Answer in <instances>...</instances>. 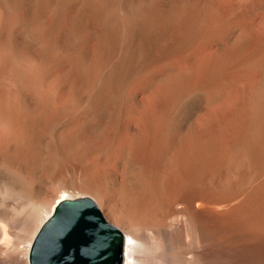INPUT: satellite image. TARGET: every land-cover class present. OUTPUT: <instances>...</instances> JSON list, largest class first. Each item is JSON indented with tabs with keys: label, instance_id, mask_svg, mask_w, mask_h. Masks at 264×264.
<instances>
[{
	"label": "bare ground",
	"instance_id": "bare-ground-1",
	"mask_svg": "<svg viewBox=\"0 0 264 264\" xmlns=\"http://www.w3.org/2000/svg\"><path fill=\"white\" fill-rule=\"evenodd\" d=\"M154 1L15 0L12 4L13 10L7 5V8L10 7L9 10L11 11L16 9L15 14L19 11L18 13L24 16L21 19L20 26H18L21 30L19 34H22V31L23 33L26 32L27 26L32 24L33 31L30 36L37 46L36 49L33 48L31 50L33 52H30L24 46L25 44L22 45L20 43L14 47L13 42L7 41V36V39L2 37L4 40H0V74L2 73L3 75L6 66L8 67L7 61L9 58L4 60L7 55H12L16 62L21 61L20 59L24 57L26 59L28 55L30 57L27 56V59L31 58L32 61H30L38 66L37 63L45 65L49 62L52 64L54 60L50 62V58H53L54 54L59 55L58 58L61 59L60 56L69 50L74 52L80 48H83V51L90 50L92 53L91 59L88 57L89 60L86 61V65L84 64L87 72L84 74L85 79H87L85 81L91 83L92 76L97 73L96 71L98 73L92 85L85 84L84 79L82 80L83 82L79 81L77 83V80L72 78L73 76H67L68 73L65 74L63 70L59 69L61 63L59 59H57L58 61L55 59V62L57 61L59 65L57 62H53V64H57L59 70L57 73L56 71L53 72L54 70H51L50 72L52 73L50 74L48 72V78H46L48 81L44 78L46 75L42 73L46 71L41 72L42 69L40 70V67L44 69L46 65H51L49 63L45 66L42 64L40 67L38 66L40 73H42L39 80L38 77L36 78V75H39V71H37L38 69L35 70V66L34 70L32 66L30 71H21L17 70L18 65L21 63L18 62L15 68L16 73L12 72L14 77L10 78H13L12 81L15 79L13 81L15 89L13 90L14 93H12L14 94L13 97L16 98L11 102L14 104L16 101V105L11 106L7 112L6 106L8 103L4 102L5 99L3 102L7 103L6 106H3V102H0V240L2 242H0V264H28L27 255L30 244L40 224L48 217L58 201L65 198H75L77 195L90 196L89 198L99 211L102 210L100 207H103L106 210V215H103L104 213L101 211L100 213L107 222L110 221L109 219L112 216L119 229L116 228L123 235L122 264H264V169L260 170L259 168L263 164L264 159L258 152L261 149L264 151V148L260 147L264 144V136L261 134L264 131L261 130L264 127H262L264 125L262 108H260L259 112L257 111L262 118L259 120L263 121L262 125H259L261 129L253 128L254 132L251 130L253 133H250V135H247L248 132L244 131V127L248 124L247 122L245 123V119L249 121L247 116L253 118L258 114L251 115L252 109L254 110V108L257 109L258 107L257 110H259V106L264 105V0H168L173 3V6L172 4L170 5L173 7L172 9L169 8L168 1L165 2L168 7H164L168 8L167 10H171L170 12L174 18L166 13L168 11H165L164 7V13L162 12L163 9L159 7L160 13L162 12L164 15L166 13L171 20L168 21L170 25L168 23L164 24L167 26H164L166 29L165 32L163 31L162 39L160 38L161 40L158 41L159 44L151 41L153 45L154 43L157 44L155 47L152 46L155 49H144L143 47H146L147 44L142 47L143 43L148 40L150 42V39L144 40L142 45L139 46L142 50V52L139 50L142 53L141 56H146L144 63H142L144 65H147L148 61V66L150 61H155L152 64L158 62L162 65L168 61L166 59L168 56L169 59L171 54V56H175V58H173L174 56L172 57L174 60L171 58L174 62L166 70L174 74L176 82L174 84L168 82L169 84L166 85V81L161 90L159 89L160 92H163V98L158 96L162 98L160 99L161 102L159 101L156 104L160 111H157V108L155 113L141 112L143 109L140 108L142 109L140 111L139 105H141L140 99L142 97L133 98V105L130 103V99L127 98V101H130L127 103L131 104L133 109L130 105L131 110L128 107L129 112L126 110V113L122 116L118 114L117 117L116 115L109 127V129H119L116 142L117 154L113 156L115 158H112L113 160L110 163L102 164L99 168L100 171L95 176L91 175L86 166L74 162L73 165L68 161L70 159H68L67 155L74 157L75 154L78 155L84 149L82 148L78 152L81 148L78 150L79 145L76 146V139L78 138L76 136L90 132V120L95 118L98 112H101L105 100L112 96L111 93L122 91L117 90V88H120V86L118 87L119 80H121L119 76L125 67L128 68L127 66L134 55L132 53H134L136 48H139L138 45L134 47L136 44L134 45V42H132L131 32H129L133 26L132 24H134L133 22L136 20L138 24L142 22L143 27L147 23L149 27H152L149 28L146 25L150 31L154 28L158 29L157 26H161L162 21H165L164 18H167L165 16L162 21L158 22L164 15L162 13V15L159 14V11H155L158 10L156 6L158 2L155 5L156 9L152 8ZM0 4L5 13L4 19H6H3L2 30H4V21L11 22V19H15L11 18V16L15 17V14L13 12L7 18V8L3 2ZM78 4L80 8H78ZM87 17L91 18L90 21H93L94 26H90V23L88 24L89 20L87 21ZM155 19H158L159 25L154 22ZM15 20H17V17ZM18 22L16 21V23ZM153 22L156 27H154L155 25H150ZM10 28L12 29L13 27ZM146 31L147 29L144 32ZM85 35L92 36L97 43L91 44L89 42V44L87 42L85 44L84 41L86 39L83 40ZM126 35H129L128 40L124 38ZM83 51L81 52L83 53ZM3 55H5L4 63L2 62ZM70 55H74V53ZM76 56H71L72 60L73 58L76 59ZM24 61L27 62V60ZM30 61L28 60L29 64L31 63ZM26 62L24 63L28 64ZM168 65L170 64L168 63ZM10 67L7 75L10 74ZM54 73L55 75H53ZM5 77L2 78L5 79ZM35 80H37L38 87L45 86L39 90L43 95L40 93L37 99V102L39 100L38 104L40 103V109L36 108L38 104L34 108L33 104L27 101L29 99L28 95L31 93L30 97L31 95L33 97L34 94L32 93H35L32 89V87H35L33 84ZM38 81L40 83L46 81V85H39ZM218 82L221 83V87L222 84L224 88L225 85L227 86V89H224V99L222 98L224 112L222 111L221 115L219 114L220 112L217 115L212 112L207 113V111L197 114L196 111L198 110L197 108L195 109L197 102L194 104L195 102L190 101L192 95L197 92L194 87L196 84L200 87L206 85L208 90L209 87L213 88H210L209 91H211L215 90L214 85L218 84ZM122 83L124 85V82ZM141 84L139 88L142 89L141 86L143 85ZM148 86L145 87L146 92ZM202 88L204 89V87ZM111 89L112 92L110 91ZM204 90L201 92L203 93ZM36 93L38 92L36 91ZM203 95L205 99L206 97L208 98V93L207 96L206 92ZM211 95L215 96L212 91ZM218 95L220 94L218 93ZM218 95L216 94V97ZM26 96H28V99ZM148 96L151 95L149 94ZM220 96H223V94ZM196 97L202 100L200 96L196 95ZM112 98L110 99L112 100ZM181 98L182 105L179 104ZM34 99L36 98L34 97ZM114 100L118 101V98ZM206 100L204 101L203 98L205 104L209 101ZM210 100H212V97ZM148 102L150 104V101L145 103L148 104ZM177 104L181 105L178 113L175 111L178 108ZM205 104H202V108L208 106ZM249 104L251 107L246 110ZM46 106L52 107L53 109L51 110L55 112L51 113V110L48 109L49 107L46 108ZM66 109L69 112L71 111V113ZM47 110L50 112H46ZM65 111L69 115L65 114ZM215 112L217 113L218 110L216 109ZM260 112H263V115ZM223 113L224 115H222ZM249 113L250 115H248ZM57 114L60 116L65 114V117H63L66 118V121L63 118L62 121H65L67 125L78 116V119L81 120L73 121L74 123L68 126L70 130L60 125L59 121L57 125L56 120V123L53 124L57 126L53 128L52 120ZM218 117H220V120H223L221 118L228 120L227 127L229 126V130L227 132L223 133L222 128L220 130L222 126L220 124L224 121L220 123ZM227 120H225L226 123ZM49 122L53 129H47ZM258 122L260 124V121ZM91 124L93 125L92 122ZM216 124L217 130L214 128ZM252 124H255V122ZM219 125L220 127L218 128ZM46 130H49V132L51 130V133L46 134L48 132ZM182 132L189 133V136L184 138L182 135V137L180 136L181 139L189 140L186 141L187 143L184 142V144H187L186 146L183 143L182 145L179 144L180 147L177 146L179 149L183 146V150L181 149V157L179 159L177 158L179 153L175 154L174 162L170 165L169 175L167 173L166 189L163 187L164 183L162 184L163 186L157 183V193L159 194L158 191L164 189L163 192L167 195V201L160 205L161 202L159 204L161 207L156 206L159 203V201H156L154 205L158 207V210L157 208L156 210H151V202L158 197L155 192L154 196L157 195L156 198L152 196V192L157 185L151 190L150 187L152 186L148 182L152 176L149 177V180H145L140 174V176H137L135 173H131L134 176H129L130 166L132 167V164L136 163L137 160L138 163L142 161L146 166L143 170H148L143 172H146V174H148L147 172L150 174L158 172L157 175L159 176L155 174V177L159 178V171L162 170V167L158 170L159 164L157 165V161L163 155L161 154L163 149H166L169 145L165 146L162 135L166 134L167 138L169 137L167 140L170 141L171 139L173 141ZM47 135L50 141L47 144L51 145L52 150L45 152L44 163L39 165L38 170L34 167L33 154L36 148H40V146L37 147V142L47 138ZM87 136L88 134L86 138L89 139ZM94 137L91 136L92 139ZM83 138L85 139L84 136ZM261 138L263 139L262 144L260 142ZM80 139L78 141H81ZM84 139L83 141H85ZM215 140L218 141L217 145L214 144ZM175 142L172 144L177 145V137ZM257 142H260L259 146ZM40 143L42 144L43 142ZM44 143L46 144V142ZM84 143L81 144L84 145ZM258 147L260 150H256ZM165 152L166 150L163 151V153ZM177 152H180V150ZM83 153L87 154L84 151ZM53 154L54 157L52 156ZM82 154L78 156H83ZM263 154L261 152V155ZM65 158L70 165L66 164ZM53 159H55L58 166V168L55 167L58 169L56 182L58 187H60V191H58V194H54L56 196L53 195L54 198L53 196L51 197L53 198L51 202L50 200L45 202L41 200L40 196L47 182H49L45 174L49 172H44V169L46 165L48 167L49 164L53 163L51 162ZM74 159L73 161H75ZM162 161H160L161 164ZM114 166L117 168L122 166L120 176L123 168L126 180H132L130 177L135 178V187L133 186L134 188H132L134 197H130V202L133 199L131 208L128 211L126 210L128 213L123 210V216L121 214V216H113L112 210L110 211L114 197L119 193L114 194V196L111 194L110 189V192L106 190L107 185L111 186L112 191L119 185V182L118 185L113 184L118 176V169ZM224 167H230L234 172L231 173L234 175L230 176L231 178L228 180L220 177V174L227 170ZM260 167L264 166L261 165ZM129 168L130 170H128ZM220 168L223 169H221L222 172H219ZM256 168L260 170L259 173ZM230 169L228 168L229 172L231 171ZM216 172L218 173L217 175L211 176L213 173L216 174ZM240 172L245 178L240 175ZM254 172L255 174L258 173L256 174L258 176L254 174V177H250V173ZM174 173L175 175L181 174L183 179L181 176L179 178L174 177V181L176 179L179 181L169 185L168 181L171 183L170 177L172 178ZM54 174L53 177H56ZM146 174H142V176H147ZM47 175L50 178V173ZM121 177L118 178V181H120ZM240 180L242 183L244 182V185L239 183ZM114 186L115 188L112 189ZM120 186L122 185L120 184ZM123 186L125 185L123 184ZM159 186H161L160 188L163 187V189H159ZM58 187L56 186V188ZM68 188L77 191L68 192ZM125 188L127 189L128 187ZM128 190V192L131 191L132 193L131 189L128 188ZM107 191L111 194V196L109 195L110 198H114L113 200L110 199L112 202L109 206L107 204L110 200H106L108 197L106 196ZM22 200L26 201L25 208H19V203L20 206L23 204L21 203L23 202ZM124 211L127 214H124ZM20 232H22L23 236Z\"/></svg>",
	"mask_w": 264,
	"mask_h": 264
},
{
	"label": "rangeland",
	"instance_id": "rangeland-1",
	"mask_svg": "<svg viewBox=\"0 0 264 264\" xmlns=\"http://www.w3.org/2000/svg\"><path fill=\"white\" fill-rule=\"evenodd\" d=\"M15 0H0V3L1 2H3V4L6 6V8H7V5L8 6H10L11 7V10H13L12 9V7H13V2H14ZM168 0H155L154 1V3H153V6H152V8H155L156 9V7H155V5H156V3H157V7H158V10H155V11H159V14H161L162 12L164 13L165 11H168V12H170L171 10H167L168 8H165V7H168L169 6V8L170 9H172L173 7V3L171 2V1H168ZM165 2H167V4H168V6H166L167 4L165 3ZM11 3V4H10ZM10 4V5H9ZM172 4V6H170ZM12 5V6H11ZM79 5V4H78ZM162 5V6H161ZM0 6H2L1 4H0ZM165 6V7H164ZM10 7L9 8H7V12H6V16H7V18H8V16L10 15H12L13 14V12H14V14H15V10L14 11H11V10H9L10 9ZM159 7L161 8V9H163V7H164V9H165V11H164V9H163V11L160 13V9H159ZM3 8V7H2ZM2 8L0 7V36H1V38H0V40L2 41V40H4L5 38L7 39V37H8V39H7V41L9 40V42H13V44H14V47L17 45V44H20V43H22V45H24L27 49H29L30 50V52H33V51H31L33 48H35L36 49V46H37V44L32 40V38H31V36H30V34H31V32L33 31L32 29V24H29L28 26H27V28H26V32H24L23 33V31L21 32L22 34H19V31H21L20 30V27L18 28V26H20V23H21V19H23L24 18V16L21 14V13H18L17 12V14H19V15H17V14H15V17L14 16H11V18L13 17V18H15L16 19V17H17V20H15V19H9L11 22H8V21H4V26H5V29L4 30H2V27H3V19L5 18V13H4V11L2 10ZM78 8H80V5H79V7ZM3 11V12H2ZM168 12H166L167 14H170V17L171 16H173V14H171V12L170 13H168ZM162 13V14H163ZM166 13H165V15L164 16H162L160 19H159V21L158 22H160V21H162V18H164L165 16L167 17L168 15H166ZM173 13V12H172ZM4 14V15H3ZM8 14V15H7ZM22 16H21V15ZM161 14V15H162ZM17 15V16H16ZM3 16V17H2ZM20 16H21V18H20ZM169 17V16H168ZM167 17V18H168ZM19 18V19H18ZM88 18V17H87ZM167 18H164V20L166 21H162V24H163V26H162V24H161V26L159 25V23L157 22V20L158 19H155L154 20V22H157V25H159V26H157L158 27V29L157 28H154V29H151L150 31L148 30L149 28H152V27H149L148 25H147V23H145L149 28H147L146 27V25H144L145 27H143V23L141 22V24H138V21L136 20V21H134L133 23L135 24L136 22V25H134V24H132L133 26L130 28V30L131 31H129V32H131V37H132V42H134V47H136L137 45H138V47L139 46H141L142 45V43L144 42V40H147V39H150V42L151 41H153V42H158V41H160L161 39H162V37H163V35H164V32H165V29L166 28H164V26L166 27L167 25H164V24H169L170 25V22H168V21H171L169 18L167 19ZM173 18H174V16H173ZM173 18H171V19H173ZM91 19V18H90ZM90 19L88 18L87 19V21H88V24L90 23V26H94V23H93V21L91 20L90 21ZM4 20H6V19H4ZM8 20V19H7ZM13 20H15V21H13ZM145 20V19H144ZM144 20H142L143 22H145ZM16 21L18 22V21H20V22H18V23H16ZM173 21V20H172ZM8 22V23H7ZM153 22V23H154ZM9 23H10V26H9ZM151 23V22H150ZM150 24V25H152V26H154L155 25V23L154 24ZM16 24H17V27H16ZM19 24V25H18ZM138 24V25H137ZM149 24V23H148ZM8 25V26H7ZM25 25V24H24ZM24 25H22V26H24ZM140 25H142V27H140ZM7 27V28H6ZM10 27H13L12 29L10 28ZM154 27H156V25L154 26ZM164 28L163 30H162V28ZM138 28V29H137ZM140 28H142V29H140ZM147 29V31L149 32V34H148V32L146 31V32H144L145 31V29ZM19 29V30H18ZM28 29H29V31H28ZM140 30V31H139ZM154 32H153V31ZM157 30V31H156ZM9 33H8V32ZM12 31V32H11ZM136 31V32H135ZM152 31V32H151ZM164 31V32H163ZM12 34H11V33ZM141 32V33H140ZM157 32V33H156ZM158 32H162L161 34L160 33H158ZM133 33V34H132ZM137 33V34H136ZM140 33V34H139ZM143 33V34H142ZM145 33V34H144ZM8 34H9V36H8ZM146 34H148V35H146ZM158 34V35H157ZM28 35V36H27ZM146 37H145V36ZM152 37H151V36ZM7 36V37H6ZM11 36V37H10ZM135 36V37H134ZM137 36H138V38H137ZM2 37L4 38V39H2ZM86 37V38H85ZM85 37L83 38V40H85L84 41V43L86 44L87 42L89 43V42H91V44L92 43H94L95 42V39L92 37V36H90V35H85ZM124 38H127L126 40H128V38H129V35H126V37H124ZM136 38V39H135ZM144 38V39H143ZM146 38V39H145ZM161 38V39H160ZM11 39H13V40H11ZM139 39V40H138ZM156 39V40H155ZM87 40H89V41H87ZM143 40V41H142ZM0 41V42H1ZM17 41V42H16ZM96 41H98V40H96ZM19 42V43H18ZM148 42H149V40L148 41H145L144 43H143V45H142V47L144 46V45H146V47H143L144 49H153L157 44H159V42L157 43V44H155L154 43V45H153V42H149V44H148ZM97 42H95V44H96ZM90 44V43H89ZM149 45V46H148ZM23 46V47H24ZM34 46V47H33ZM152 46H154V47H152ZM1 48V47H0ZM82 49V50H81ZM155 49V48H154ZM84 49L83 48H80L79 50H77V51H71V50H69L68 52H66L65 54H63V55H61L60 56V58L61 59H59L58 58V56L59 55H56V54H54L53 55V58L51 57L50 59H51V61L50 62H52V60H54L53 62H55V59L57 60V59H59V60H61L60 62V65H59V63L57 62V64L59 65V69L60 70H63V73H65V74H67L68 73V75L67 76H70V77H72V78H75L77 81V83H79V81L80 82H83V81H85V80H87V79H85V75L84 74H86L87 72L85 71V65H86V61H88L89 59H91L90 57H92L91 55H92V53H91V51L90 50H85V51H83ZM138 50V51H137ZM139 50H141L140 49V47L139 48H136V50L134 51V53H132V55H133V57L131 58L132 60H130L131 62L129 63V65L127 66L128 68H126L125 67V69H123L121 72V74H120V76H119V78L121 79V80H119V85H118V87L120 86V88H117V90H122V91H116V92H114L113 94L111 93V97H113L112 98V100L110 99V98H107L106 100H105V102H104V104H103V108L101 109V112H98V114L95 116V118H93L94 119V122H93V119H91L90 120V132H86L85 134L87 135L88 134V136L87 137H89V139H92L91 138V136H95L94 137V139H92V140H89L88 138H86V135L84 134H80V135H78V136H76V137H78L76 140V146H78L79 145V148H78V152H80L81 150H82V148H84L83 150H82V152L84 151V152H87V154L86 153H83L82 154V152L81 153H78V155L79 154H82L83 156H78L77 154H75L74 155V157H71V156H68L67 155V153H66V155H67V157H69L68 159H70V160H68L71 164H73V162L74 163H76V164H79V165H84V166H86L87 167V169H88V171L91 173V175L92 176H95L100 170H99V168L101 167V165L102 164H104V163H110L114 158H113V156L114 155H116L117 154V150H116V142H117V136L119 135V129H109V127H110V123H111V121L114 119V117H116V115H117V117H118V114H120L121 116L123 115V114H125L126 112V110L129 112V110H131V108L133 109V104H132V100H133V98L134 99H138V98H141L140 99V103H141V105H139L140 107H139V110L141 111L142 109H143V111H141V112H145V113H155L156 112V110H157V108H158V110L157 111H160V108L156 105V104H158V102L160 101L161 102V100L160 99H162L163 98V92H160V90H161V87H163L165 84L167 85V84H169V83H175L176 81H175V79H174V74L173 73H170L169 71H167L166 69H167V67H169V66H171V63H173L174 61H172V59L173 58H175V56L173 57V56H171L170 55V59L167 57L166 59H168V61L166 62V63H164V64H162V65H160L158 62H156L157 63V65H156V63L155 64H152V63H154V62H152V61H150V64H149V66H148V62H147V65L145 64H142V63H144V61H145V57L146 56H141V54L142 53H140V51ZM80 51V52H79ZM81 51H83V53L81 52ZM71 52V53H70ZM79 52V53H78ZM141 52H142V50H141ZM74 53V55H70V54H73ZM80 53H81V55H80ZM80 56H79V55ZM86 54V55H85ZM143 54H144V51H143ZM5 55H7V54H5ZM5 55H3L2 56V62L4 63L5 61L4 60H7L8 58V61H7V65H8V67L6 66V69H5V73H3V75H2V73L0 74V102H3L4 101V99H5V101L4 102H7L8 103V105H7V103H2V105L3 106H6V111L8 112V110L10 109V107L11 106H14V104L16 105V101L14 102V104L12 103L15 99L14 98H16V97H13L14 96V80L12 81V79L10 78V77H14V73H16L15 71H16V65H18V62L21 64H19L18 66V68H17V70L19 69V70H21V71H30V70H32V66H33V70H34V66H35V70L36 69H38L37 71H39V67L41 66V64L42 63H37V65L39 66H36V63L34 64V63H32L31 61V58H29V59H27L28 57H30V56H26V59H20L21 61H18V62H16V60L14 61V59L15 58H13L12 57V55L10 56V55H7L5 58L6 59H4V56ZM68 55H69V59H68ZM76 55H78V56H76ZM131 55V56H132ZM74 56H76V59H74L73 58V60H72V57ZM86 56H87V58H86ZM66 57V58H65ZM71 57V58H70ZM79 57V58H78ZM84 57V58H83ZM88 57H89V59H88ZM143 57V58H142ZM10 58H11V60H10ZM4 59V60H3ZM12 59H13V63H12ZM65 59V60H64ZM83 59V60H82ZM85 59V60H84ZM144 59V60H143ZM10 60V61H9ZM23 60V61H22ZM24 60H27V62L26 61H24ZM28 60L31 62L30 64H29V62H28ZM64 60V61H63ZM75 60V61H74ZM78 60V61H77ZM174 60V59H173ZM68 61H70V62H68ZM83 61V62H82ZM133 61V62H132ZM142 61V62H141ZM8 62H9V64H8ZM16 62V63H15ZM24 62H26V63H28V64H25ZM53 62H52V64L51 63H49V64H51V65H49V66H47L46 64H48V63H46L45 65H43V66H45L44 67V69H43V67L41 68L40 67V70H41V72L42 71H46V72H42V73H44V75H46V76H44V78H45V80H46V78H48V72H49V74L50 73H52V72H50L51 70L53 71V72H55L56 71V73L58 72V68H57V64H53ZM85 62V63H84ZM69 63V64H68ZM73 63V64H72ZM82 63V64H81ZM168 63L170 64V65H168ZM13 64V65H12ZM25 64V65H24ZM62 64V65H61ZM85 64V65H84ZM151 64H152V66H151ZM10 65H11V67H10ZM29 65V66H28ZM54 65H56L55 67H53ZM71 65H72V67H71ZM79 65V66H78ZM83 65H84V67H83ZM141 65H142V67H141ZM154 65V66H153ZM164 65H167V66H164ZM22 66V67H21ZM25 66V67H24ZM51 66V67H50ZM60 66H61V68H60ZM145 66H146V68H145ZM162 67V69H160L161 67ZM10 67V74L9 75H7V73H9V68ZM47 67V68H46ZM71 67V68H70ZM78 67V68H77ZM135 69H134V68ZM141 67V68H140ZM148 67H150L149 69H148ZM25 68H26V70H25ZM46 68V69H45ZM55 68H57V69H55ZM65 68H68V69H66L65 70ZM70 68V69H69ZM83 70H82V69ZM156 68V69H155ZM8 69V70H7ZM12 69V70H11ZM48 69V70H47ZM72 70V71H71ZM76 70V71H75ZM151 70V71H150ZM165 70V71H164ZM8 71V72H7ZM70 71V72H69ZM85 73H84V72ZM12 72H14V73H12ZM35 72V71H34ZM97 73H98V71H96ZM12 73V74H11ZM42 73H40V71H39V75H36L37 74V72H36V78L38 77V80L40 79L39 77H40V74H42ZM97 73H95L94 74V76H92V78L94 79L95 77H97ZM149 73V74H148ZM155 73V74H154ZM164 73V74H163ZM168 73H170V74H168ZM7 75V77H5L6 75ZM159 74V75H158ZM13 75V76H12ZM53 75H55V73L53 74ZM76 77H75V76ZM164 75V76H163ZM171 76V77H168V76ZM5 77V79L4 78H2V77ZM35 78V79H36ZM86 78H87V76H86ZM158 78V79H157ZM79 79V80H78ZM84 79V80H83ZM92 79V81H91V83H87L86 81H85V84L87 83L88 85L89 84H93V82L95 81V79L93 80ZM141 79V80H140ZM42 80H43V78H42ZM83 80V81H82ZM36 81L37 80H35L34 82H33V84L35 85V87H32V89H33V91L35 92V93H32V94H34L33 95V97H32V95H31V97H30V94L28 95L29 96V99H28V96H26V98L28 99L27 101L29 102V103H32L33 105L32 106H34V108H35V106L38 104V102H39V100H38V102H37V99H38V97H39V95H40V91L39 90H41V88H44L45 86H44V84L46 85V81H48V80H46V81H42L41 83H40V81H38L39 82V85H41V84H43V86L44 87H38V83H36ZM140 81H142V82H140ZM161 81H163V82H161ZM167 81V82H166ZM122 82H124V85H123V83ZM166 82V83H165ZM169 82V83H168ZM142 83V84H141ZM165 83V84H164ZM13 84V85H12ZM140 84L141 85H143V86H141L142 87V89L141 88H139L140 87ZM150 87H149V86ZM221 85V83H219L218 82V84L216 83V85H214L215 87H214V89L215 90H211L212 92H213V94H215V96L213 97L212 95H211V91H209L210 90V88H212V87H209V90H208V88H206V85L205 86H198V84H196V86L194 87V89H196V93H194L193 95H192V97H191V99H190V101H192L194 104H196V102H197V104L195 105V109L197 108V110L198 111H196V113L198 114V113H204V112H206L207 111V113H215V114H217L218 115V113L221 115V113H222V111L224 112V109H223V107H222V104H223V101H222V98L224 99V96H225V90L227 89V86L225 85V88L223 87L224 85L222 84V87L220 86ZM6 86V87H5ZM13 86V87H12ZM123 86V87H122ZM148 86V88H146V90H147V92L145 91V87H147ZM154 86V87H153ZM202 87H204V89L202 88ZM200 88H202L201 90H200ZM216 88H218V89H216ZM221 90H220V89ZM223 88V89H222ZM35 89V90H34ZM37 89V90H36ZM139 89H141L140 91H139ZM160 89V90H159ZM207 89V90H206ZM213 89V88H212ZM225 89V90H224ZM44 90V89H43ZM43 90H42V92H43ZM142 90H144V91H142ZM150 90V91H149ZM204 90V94H205V92H206V96H207V93H208V98L206 97V99H205V96L203 95V93L201 92V91H203ZM220 90V91H219ZM222 90H224V91H222ZM36 91L38 92V93H36ZM111 92H112V89L110 90ZM138 93H137V92ZM156 91H159V92H156ZM209 91V92H208ZM215 91V92H214ZM219 91V92H218ZM224 92V93H222V92ZM13 92V93H12ZM119 92V94H117ZM135 94H134V93ZM140 92H142V93H140ZM221 92V93H220ZM44 93H45V91H44ZM158 93H160V94H158ZM200 93V94H199ZM218 93L221 95V94H223V96H220V95H218ZM17 94H18V92H17ZM42 95H43V93H41ZM46 94V93H45ZM142 94V95H141ZM151 95V96H153V97H151V96H148V95ZM152 94H154V95H152ZM199 94V95H198ZM216 94L219 96V98H218V96L216 97ZM36 95V96H35ZM114 95V96H113ZM134 95H136V96H134ZM196 95L199 97H201V95H203L202 97L204 98V101L206 100V101H208V102H206V104H205V102H203V98L201 97V99L202 100H200L199 98L197 99V97H196ZM209 95H211V97H212V100H210V98L211 97H209ZM19 96V95H18ZM115 96H118V97H116L115 98ZM130 96H131V98H130ZM158 96H162V98L161 97H158ZM13 97V98H12ZM34 97L36 98V99H34ZM125 97V98H124ZM218 98V99H220L219 101H218V99H216V98ZM2 98V99H1ZM19 99H20V97H18ZM118 98V101L120 102H118V101H116V100H114V99H117ZM127 98H129L130 99V101L128 100L127 101ZM195 98H196V100H195ZM34 99V100H33ZM110 99V100H109ZM214 99V100H213ZM109 100V101H108ZM150 101V104H149V102H148V104H146L145 102L146 101ZM217 101V102H213V101ZM12 101V102H11ZM35 102V104H34V102ZM114 101H116V102H114ZM201 101V102H200ZM37 102V103H36ZM106 102H109V103H107L106 104ZM120 104H118V103ZM127 102H130L131 104H128ZM157 102V103H156ZM199 102V103H198ZM213 102V103H212ZM12 103V104H11ZM127 103V104H126ZM211 105H210V104ZM214 103H215V105H214ZM1 104V103H0ZM179 104H183V102H182V98H181V100H179ZM202 104L204 105H208L207 107H210V108H207L206 106V108H202ZM130 105L132 106L131 108H130ZM147 105V106H146ZM178 105V104H177ZM181 105H178V108H177V110L175 109V111H177V113L179 112V108L181 109ZM261 105H263V104H261ZM105 106V107H104ZM106 106H107V108H106ZM248 106V108H246V110L247 109H249L251 106H250V104L249 105H247ZM264 106V105H263ZM263 106H259V110H257L258 109V107H257V109L256 108H254V110H256V111H254L252 108V111H251V115H254L255 113H258L259 111H260V108H262V110H263V112H264V109H263ZM41 108L40 107V103L38 104V106H36V108ZM49 107V108H48ZM123 107V108H122ZM128 107H129V110H128ZM199 107V108H198ZM204 107V106H203ZM220 107V108H219ZM46 108H48V109H53L52 107H50V106H46ZM140 108H142V109H140ZM45 109V108H44ZM105 109V110H104ZM216 109L218 110V112L216 113L215 111H216ZM68 112H69V110L68 109H66ZM221 110V111H220ZM54 111V110H53ZM52 110H51V113L53 112ZM249 111V110H248ZM258 111V112H257ZM46 112H48V110L46 111ZM50 112V111H49ZM48 112V113H49ZM55 112V111H54ZM53 112V113H54ZM66 113V111H65V114H67V115H69V113H71V111L69 112V113ZM121 112V113H120ZM262 112V113H263ZM101 113V114H100ZM261 113V112H260ZM261 113V114H262ZM65 114L64 115H62V116H60L59 114H57L59 117H60V119H59V117L56 115V117H53L54 119L52 120L53 122H52V126H53V128H55L57 125H58V123L60 124V125H62L63 127L65 126V128L68 130L70 127H68V126H71L70 124L71 123H74V122H76V120H81V119H78V117H76L75 118V120H73V121H71V123H69L68 125L66 124V118H64L65 117ZM66 115V116H67ZM119 115V116H120ZM219 115V116H220ZM222 115H224V113L222 114ZM248 115H250V113L248 114ZM256 115V114H255ZM263 115V114H262ZM64 116V117H63ZM82 116V115H81ZM257 116V117H256ZM255 117H253V116H251V117H253V118H250V116H247V119H249V121L247 120L246 121V119H245V123L247 122L248 124H246V126L244 127L245 128V132L247 133L248 132V134L247 135H250V133L252 134L253 132H254V129H261L260 127H259V125H262L261 123H263V121H261V120H259V119H262L260 116V114L258 113L257 115H256ZM264 116V115H263ZM58 117V119H56ZM100 117V118H99ZM224 117V116H223ZM62 118H63V120H65V121H62ZM257 118V119H256ZM264 118V117H263ZM221 119H223V120H220V117H218V121H220V123L222 122V121H224V122H222V124H220V125H222L221 127H220V125L218 126V128L220 127V130H221V128H222V132L223 133H225V132H227L228 130H229V126L227 127V124L229 123L228 122V120L227 119H225V118H221ZM227 120V123H226V121L225 120ZM256 119V121H254ZM56 120H57V125L56 124H53V123H56ZM96 120V121H95ZM98 120H99V122H98ZM59 121V122H58ZM64 122V123H62V122ZM258 121H260V124H259V122ZM91 122L93 123V125L91 124ZM96 122V123H95ZM255 122V124H252V123H254ZM95 123V124H94ZM226 123V124H225ZM49 124V126H47V129L49 128V129H53L52 128V126L50 125L51 123L49 122L48 123ZM47 124V125H48ZM65 124V125H64ZM96 124H97V126H96ZM55 125V126H54ZM67 125V126H66ZM225 125H226V127H225ZM249 125H251V126H249ZM254 125H255V127H254ZM51 126V127H50ZM264 125H262V127H263ZM68 127V128H67ZM92 127V128H91ZM217 124L214 126V128L217 130ZM248 127V128H247ZM259 127V128H258ZM250 128V129H249ZM254 128V129H253ZM65 129V130H66ZM94 129V130H93ZM70 130V129H69ZM248 130V131H247ZM253 132H252V131ZM261 130H264V127L261 129ZM46 131H48V132H46V134L47 133H51V130H50V132H49V130H46ZM218 131H219V129H218ZM255 131H257V130H255ZM67 132H69V131H67ZM96 132V133H95ZM221 132V131H220ZM263 133H261L263 136H264V131H262ZM65 133H66V131H65ZM89 133H90V135H89ZM66 134H68V133H66ZM92 134V135H91ZM93 134H95V135H93ZM101 134V135H100ZM116 134V135H115ZM256 134H257V132H256ZM49 135V134H48ZM47 135V138H44V139H42V140H40L39 142H37V144L36 145H38L37 147H39L40 146V148H36V150H35V153L33 154V163H34V167H36L38 170H39V165H41V164H43L44 163V158H45V152L46 151H51L52 150V148H51V145H48L49 144V136ZM51 135V134H50ZM166 134H163L162 136H163V139H164V141H165V146H167L168 144V146H169V149H168V146H167V148L166 147H164V148H166V149H163V151H165L166 150V152H167V154H166V152L165 153H163V151H162V153L161 154H163L162 156H160L159 157V160L157 161L158 163H157V165H158V170H159V168L160 167H162V170L161 171H159V174H160V177L158 178V177H155V174H156V176H159V175H157V173L158 172H152L151 174L149 173V172H147L148 174H146V172L144 173L143 171H148V170H143V168H146V166H145V163H143L142 161H139L140 163H138V160H137V165L139 164V165H141V166H135V164L136 163H133L132 164V167L130 166V168H131V170H130V168L128 169V170H130L129 171V176H134V175H132V174H136L137 176H140L141 175V177L143 178H145V180L147 179V180H149V177H151L150 178V181L148 182V183H150L151 184V186L152 187H150L151 188V190H153L152 188H154V186L155 185H157V186H155V190L152 192V196H154V192H155V194H158L157 193V189H158V184L157 183H159V185L161 184V186H163L164 187V189H166V185H167V177H168V175H169V171H170V165L174 162V159H175V156L178 154V159L181 157V149L183 150V146H181L182 148H178V147H180V145H182V143H183V145L184 146H186L187 144V142L186 141H188V140H186V139H184L185 137H188L189 136V133H187V132H182V134L181 133H179V135H177L176 137H177V140H178V142H177V145L175 144V145H173L172 143L174 142V143H176L175 142V140H176V137L173 139V141L170 139V141L169 140H167L168 138H167V135L165 136ZM182 135H183V137L184 138H182L181 139V137H182ZM79 136H81L82 137V139H80L81 137H79ZM83 136L85 137V139L83 138ZM179 136V137H178ZM181 136V137H180ZM250 137V136H249ZM166 138V139H165ZM46 139V140H45ZM48 139V140H47ZM81 140V141H78V140ZM83 139L85 140V141H83ZM262 139V138H261ZM264 139V138H263ZM263 139L260 141L261 142V144L264 142L263 141ZM44 140V141H43ZM182 140V141H181ZM185 140V141H184ZM49 141V142H48ZM91 141V142H90ZM167 141H169V142H167ZM212 142H214L213 140H211ZM211 141H210V143H211ZM263 141V142H262ZM40 142H43L42 144L40 143ZM44 142H46V144L44 143ZM79 142V143H78ZM83 142H85L84 143V145H82L83 144ZM184 142H186L185 144H184ZM260 142L258 143V146H259V144H260ZM48 143V144H47ZM82 143V144H81ZM217 143H218V141H216L215 140V145H217ZM41 144V145H40ZM81 144V145H80ZM180 144V145H179ZM43 145H44V147H43ZM211 145H213V144H211ZM215 145H213V146H215ZM50 146V147H49ZM87 146V147H86ZM178 146V147H177ZM263 146V147H262ZM261 148H264V144H262L261 146H260ZM44 149H45V151H44ZM47 149V150H46ZM50 149V150H49ZM168 149V150H167ZM210 149H211V147H210ZM212 149H213V147H212ZM259 149V147L258 148H256V150H258ZM41 150V151H40ZM88 150V151H87ZM180 150V152H177V151H179ZM260 150V149H259ZM212 151V150H211ZM258 152H260L259 154H260V156H262V158L264 159V154L263 155H261V152L262 153H264V151H263V149H261L260 151H258ZM39 153V154H38ZM174 153V154H173ZM176 154V155H175ZM78 157H77V156ZM53 157H54V154L52 155ZM76 156V157H75ZM52 157V158H53ZM66 157V158H67ZM166 157V158H165ZM65 158V162H66V164H69L70 165V163H68L67 162V159ZM75 158V159H74ZM113 158V159H112ZM164 159V161H162V159ZM73 159L75 160V161H73ZM77 159V160H76ZM40 161V163H38ZM160 161H162V164H161V162ZM51 162H53V163H51V164H49V166L47 167V165L45 166V169H44V172H49L50 173V178H51V180H50V178H48L49 177V175H47V174H49V173H45L46 174V176H47V179L49 180V182H47V185L44 187V189H43V191L41 192V200L42 201H45V202H49V200H50V202H51V200L54 198V196H56V195H54V194H58V191H60V187H58V184H57V182H56V180H57V175H56V173H58V166L56 165L57 164V162H55V159H53ZM52 164H53V168H52ZM75 164V165H76ZM86 164V165H85ZM263 164H264V162H263ZM263 164H261L262 166H264ZM56 165V166H55ZM68 165V166H69ZM74 165V164H73ZM161 165V166H160ZM260 165V166H261ZM134 166V167H133ZM145 166V167H144ZM259 166V168H260V170H262V169H264V167H260ZM46 167H47V171H46ZM50 167V168H49ZM55 167H57V168H55ZM70 167V166H69ZM72 167V166H71ZM115 168H117L116 166H114ZM122 167V166H121ZM121 167H118L117 169V174H118V176L119 177H121L119 180L120 181H118V176H117V178H116V181L113 183L114 185H118V182H119V188H118V186H116V188H115V186L114 187H112V189H114L113 191L111 190V186H108L107 185V188H106V190H108L109 191V189H110V191H111V194H117V193H119V194H117L113 199H114V201L112 202V198H110V196H111V194H109V192L107 191V195L106 196H108L107 198H106V200H110V199H112V200H110V202L107 204V206H109V204H111V202L113 203V204H111V206H110V211L112 212V215L113 216H121L122 215V212H123V210H130L129 208H131L130 206H131V204H132V200H131V202H130V197H134V195H133V189L132 188H134L135 186H134V180H135V178L134 177H130V179L132 178V180H126L125 178H124V176H126L125 174H124V169L122 168V174H121V176H120V171H121ZM142 167V168H141ZM258 167V166H257ZM134 168H135V170H134ZM223 168V167H222ZM222 168H220V171L219 172H222L221 171V169ZM228 168L230 169V167H224V169H227L226 171H223L221 174H220V177L222 178H224L225 180L227 179H230L231 177H232V175H234V174H231V173H234L233 171H232V169H230L231 171L229 172L228 171ZM52 169V170H51ZM72 169V168H71ZM114 170H116V169H114ZM157 170V171H158ZM223 170V169H222ZM260 170H258V168H256V171L259 173V171ZM53 171V172H52ZM56 171V172H55ZM134 171V172H133ZM140 171V172H139ZM150 171V170H149ZM255 171V172H256ZM143 172V173H142ZM151 172V171H150ZM255 172L254 173H250V177H254V174H255ZM54 174V176H56V177H53V174ZM132 173V174H131ZM138 173V174H137ZM167 173H168V175H167ZM215 173V172H214ZM212 174L211 176H213V175H217L218 173L216 172V174ZM225 173H227V174H225ZM241 173V172H240ZM239 173V174H240ZM258 173H256V174H258ZM261 173V175H262V171L260 172ZM140 174V175H139ZM142 174H146L147 176H142ZM153 174V175H152ZM223 174H225L224 176H221V175H223ZM231 174V175H230ZM255 174V176H258V175H256ZM52 175V176H51ZM177 175V174H176ZM175 175V173H174V175L172 176V178L170 177V181H171V183L168 181V183H169V185L170 184H173L174 182L175 183H177L179 180L178 179H176V181H174L173 180V178L175 177V178H179L180 176H181V178H182V175L181 174H178L177 176ZM242 177H244L245 178V176L244 175H242V173L240 174ZM129 176H128V178H129ZM226 176H227V178H226ZM231 176V177H230ZM246 176H248V174H246ZM260 176V175H259ZM136 177V176H135ZM140 177V178H141ZM147 177V178H146ZM56 178V179H55ZM124 178V179H123ZM153 178V179H152ZM165 178V179H164ZM222 178V179H223ZM244 178H241V179H244ZM53 179V180H52ZM154 179H156V180H154ZM160 181H159V180ZM164 179V180H163ZM169 179V178H168ZM183 179V178H182ZM122 180H123V182H122ZM172 180H173V182H172ZM155 181V182H154ZM184 181H186V180H184ZM241 181V180H240ZM239 181V183L240 184H242V185H244V182L242 183V181L240 182ZM250 181H251V179H250ZM51 182H52V184H51ZM56 182V183H55ZM121 182V183H120ZM126 182V183H125ZM129 182V183H128ZM131 182V183H130ZM153 182V183H152ZM188 182V181H187ZM186 182V183H187ZM115 183H117V184H115ZM125 185V186H123V184ZM156 183V184H155ZM164 183V184H163ZM55 184V185H54ZM120 184L122 185V186H120ZM129 184V185H128ZM163 184V185H162ZM128 185V186H127ZM132 185V186H131ZM56 186L59 188H56ZM130 186V187H129ZM134 186V187H133ZM161 186H159V189H163V187L162 188H160ZM110 187V188H109ZM124 187V188H123ZM125 187H128L129 189H131L132 190V193H131V191L130 192H128L129 190H128V188L126 189ZM117 188H118V190H117ZM157 188V189H156ZM56 189H58V190H56ZM69 189V188H68ZM67 189V190H68ZM122 189H124L123 191H122ZM164 189L163 190H159L158 192H159V194H158V197L156 198V196H154L155 198H156V200L155 199H153V201L151 202V204H152V208H150L151 210H156V208H157V210H158V207H161L160 205H162L163 203H165L166 201H167V195L165 194V192H163L164 191ZM120 190V191H119ZM75 191H77V190H72V189H69L68 190V192H75ZM119 191V192H118ZM122 191V192H121ZM162 191V192H161ZM112 192H115V193H112ZM122 194H121V193ZM131 194V195H130ZM54 195V196H53ZM110 195V196H109ZM112 195V196H113ZM121 195V196H120ZM53 196V198H51ZM82 196H86V195H77V196H75V197H82ZM120 196V197H119ZM90 197V196H89ZM118 199H117V198ZM51 198V199H50ZM72 198H74V197H72ZM151 198H153V197H151ZM108 200V201H109ZM152 200V199H151ZM23 201V200H22ZM156 201H159V203H157L156 204ZM155 202V203H154ZM162 202V203H161ZM21 203H23V204H21V206H20V203H19V208H25L26 207V201H23V202H21ZM161 203V204H160ZM154 204H156V206H158V207H156ZM160 204V205H159ZM129 205V207H127ZM154 206H155V209H154ZM102 210H100L101 212H103L104 214L103 215H106V210H104V208L103 207H100ZM111 208H113V209H111ZM126 208V209H125ZM108 209V208H107ZM104 210V211H103ZM113 210H114V214H113ZM124 211V214H127L126 212ZM121 214V215H120ZM123 216V215H122ZM125 216V215H124ZM110 221V223L113 225V226H115V227H117V225L115 224V222H114V220H113V218H112V216H111V219H109ZM118 228V227H117ZM119 229V228H118ZM21 233V235L23 236V234H22V232H20ZM0 242H1V240H0ZM23 242V241H22ZM2 243V242H1ZM19 244H20V242H19Z\"/></svg>",
	"mask_w": 264,
	"mask_h": 264
},
{
	"label": "water",
	"instance_id": "water-1",
	"mask_svg": "<svg viewBox=\"0 0 264 264\" xmlns=\"http://www.w3.org/2000/svg\"><path fill=\"white\" fill-rule=\"evenodd\" d=\"M123 235L87 196L58 201L33 235L28 264H122Z\"/></svg>",
	"mask_w": 264,
	"mask_h": 264
}]
</instances>
